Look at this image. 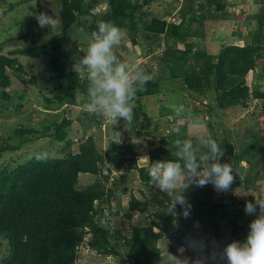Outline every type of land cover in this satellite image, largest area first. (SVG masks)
Wrapping results in <instances>:
<instances>
[{
  "label": "trees",
  "instance_id": "16d2710c",
  "mask_svg": "<svg viewBox=\"0 0 264 264\" xmlns=\"http://www.w3.org/2000/svg\"><path fill=\"white\" fill-rule=\"evenodd\" d=\"M152 1L58 0V33L29 49L14 50L10 55L0 53V99L4 101L10 98V92L6 89L12 80L7 69L18 73L23 70L14 53L44 57L42 72L50 80L65 84L66 89L59 92L56 98H45L47 104L56 99L60 103L68 102V91L88 97V82L74 71L76 58L70 47L78 46L79 42L86 47L97 25L110 22L121 29L132 45H138L139 32L149 45L154 42L162 45V67L166 76L162 79L149 76L144 89L137 92L135 101L153 95L158 98L161 95V82L173 81L186 96L188 91L201 93L202 96L212 92L218 101L234 99L239 102L249 95L261 102L260 113L264 115V91L254 86L250 88L247 84L248 74L256 69L258 60L264 59V0H253L259 6L258 10L247 12L244 29L231 32L239 39L246 37L244 43L222 45L217 53L208 52L200 46V42L204 39L206 21L227 20L225 9L229 0H187L181 13L173 20L158 16L147 20L142 7ZM101 2L106 8L98 15L94 9ZM250 37L255 43L247 41ZM142 48L145 55L153 51L151 46ZM129 62L133 63L132 60ZM251 82L252 85L259 82L258 74L251 77ZM183 100L185 102V97ZM133 110V118H137L136 108ZM70 112L67 115L65 112L60 122L55 120L44 125L42 131L19 127L15 129L19 140L13 144L2 143L0 157L2 153L20 149L38 136L49 138V144L57 142L59 148H51V154H45L47 148L41 147L37 150L38 154L26 159L11 157L9 161L0 162V241H7L5 252H0V264H77L78 251L83 245L97 255L117 258L120 261L118 264H161L162 251L158 241L163 238L164 230L158 223L152 220L149 225L132 224L130 237L121 238L116 235L118 231L111 224L109 216H105L101 204L112 209L111 203L117 192L107 185L111 171L108 163L115 160L116 168L133 170L140 183L146 186L153 184L148 175L149 163L175 159L176 155L167 157L165 154L168 150L176 154L175 144L178 140L193 138L187 133L195 121L185 117L186 111L180 112L178 109L174 117L182 125L163 137V146H146L143 150L136 145L131 149V155L118 153L126 145L117 144L116 139H101L94 135L80 139L77 152H73L74 141L69 136L73 121ZM100 117V113L92 114L90 121L102 125ZM125 122L128 128L131 127L129 121ZM140 127H145V124L140 122ZM101 141L108 147L106 155L99 144ZM173 141L175 144L171 146ZM222 142L224 154L233 156L236 148L231 138L226 137ZM81 173L102 175V180L80 188L78 181ZM156 190L161 192L160 189ZM196 199L192 197L186 200L190 209L189 215L184 216L182 211L179 214L169 212L170 198L165 195L166 209L155 215L175 224L169 239L185 247H198L202 243L205 255L214 247H222L232 239L237 240L236 231L240 226L230 205ZM147 205L150 203L142 204L138 197L130 194L127 204L122 209H116L115 214L122 212L125 219L130 221L135 214L145 212ZM176 208L181 209V206L177 205ZM168 248L172 255H178L173 244H169ZM198 255L199 252H191L189 257L194 260Z\"/></svg>",
  "mask_w": 264,
  "mask_h": 264
},
{
  "label": "rangeland",
  "instance_id": "374dc122",
  "mask_svg": "<svg viewBox=\"0 0 264 264\" xmlns=\"http://www.w3.org/2000/svg\"><path fill=\"white\" fill-rule=\"evenodd\" d=\"M138 2L142 3V0H138ZM186 2L187 0H153L149 5L142 4V10L145 12L147 20L152 16L173 20L176 15L181 13ZM58 4V0H0V53L10 55L14 50L29 49L37 42L46 41L47 38L58 33ZM105 8L104 2H101L94 11L99 15L104 12ZM258 8L259 6L253 3V0H229L225 9L227 20L222 22L206 21L204 39L200 42V46L210 53H217L222 45L244 43L246 37L239 39L232 36L231 32L239 30V28L244 29L246 26L245 15L247 12L257 11ZM40 12L52 15L55 19V26L49 27V29L41 28L36 20V15ZM123 37L121 45L114 49L115 54L123 63L130 67L138 66L143 69L145 75L151 76L153 79L165 78L166 74L165 71L163 72L164 67H162L161 59L162 45L155 42L149 45L141 32L137 34L138 45H132L124 33ZM247 41L255 43L253 37ZM147 46H151L153 51L145 55L142 47L146 48ZM179 46L182 47V45ZM84 48L86 47L80 42L78 46L70 47L73 49L72 55L76 59L82 55ZM13 55L23 70L18 73L10 68L7 69L12 81L6 89L10 92V98L4 101L0 99V148L3 142L13 144L19 140L15 129L22 127L42 131L44 125L53 123L55 120L60 122L64 113L66 112L67 115V112L71 111L70 116L73 121L70 124L69 136L74 141L73 152H77V142L80 139L94 135L101 139L107 137L116 139L117 144L126 145L123 149H119L118 153L131 155V149L133 150L136 145L143 150L146 146H163V137L169 136L178 129L179 125H182L174 117L175 114L177 115L178 109L180 112L181 110L186 111L185 117L195 121L187 133L188 136L194 138L210 134L221 148L223 147L222 140L230 137L236 149L233 156L227 154L223 156V160L227 161L233 169L234 178L229 190L217 191L211 184L203 187L191 185L183 195L186 200L195 197L197 198L195 201L228 203L240 226V229L236 231L237 240L244 239L248 223L253 218V215L245 213V203L255 201L264 203V115L260 113L261 102L258 99L248 95L239 102L234 99L218 101L212 92L202 96L201 93V95L196 94L194 91H188L186 96L177 82H161V95L158 97L160 101H157L158 98L155 95L133 101L138 117L129 121L131 127H127L126 120L120 119L114 124L110 118L102 114H100V118L103 120V124L98 126L90 121V117L92 114L98 115L99 113L85 114V112L89 113L84 109L88 97L79 92L68 91L70 94L68 102L60 103L58 99L49 104L45 102V98H56L59 92L66 88L64 83L50 80L49 76L42 72L41 68L45 64L44 57H27L17 53ZM131 60L132 64L129 62ZM262 64H264V59L258 60L256 69L247 76L249 87L254 86L260 91H264V65ZM255 74H258L259 82L252 85L251 77ZM177 106L180 107L177 108ZM170 112L174 113L169 115ZM78 117L80 118L77 119ZM140 122L144 123L145 127H140ZM129 130L132 133H128ZM51 131L52 129L48 132ZM143 134L148 135L144 137ZM48 141H50L49 138L38 136L33 141L22 145L18 150L2 153L0 162L9 161L11 157L12 159H26L38 154L37 150L41 147L47 148L45 154H51L49 149L59 148V144L55 141V143L49 144ZM99 144L106 155L109 152L106 143L101 141ZM174 144L175 141L171 143V146ZM165 155L169 157L176 154L168 150ZM114 161L108 163L111 171L110 179L107 182L108 186L117 190L113 203H111L113 208L109 210L104 204H101V207H103L105 216H109L111 224L118 231L116 235L121 238H129L132 224L149 225L153 220L164 230L163 238L158 241L162 251L161 264H184L185 259L191 262L190 253H198V247H185L181 243H173L169 239V233L175 224L167 223L163 219L156 218L155 215L166 209L165 195L170 198V194L157 191L156 189L159 188H156L154 184L146 186L140 183L135 171L126 167L116 168ZM104 172L106 171L104 170ZM96 180L101 181L102 175L94 176L81 173L78 187H84ZM130 194L138 197L142 204L149 202L150 205H147L145 212L137 213L130 221H127L122 212L115 214V210L122 209L127 204ZM180 212L179 208L173 210L174 214ZM6 243L5 240L0 241V252H5ZM169 244L176 247L177 256L170 253ZM118 263L120 261L117 258L97 255L84 245L79 248L77 264Z\"/></svg>",
  "mask_w": 264,
  "mask_h": 264
},
{
  "label": "clouds",
  "instance_id": "9594fccd",
  "mask_svg": "<svg viewBox=\"0 0 264 264\" xmlns=\"http://www.w3.org/2000/svg\"><path fill=\"white\" fill-rule=\"evenodd\" d=\"M36 20L41 28L55 26L54 17L45 12L38 13ZM123 38L118 26L100 22L74 64L77 75L88 82L84 109L100 113L114 124L120 119L132 120L136 94L150 79L143 69L130 67L115 54ZM175 148V159L149 161L148 175L155 186L170 194L169 212L180 205L182 214L188 216L190 204L183 193L189 186L211 184L217 191H227L234 178L233 169L223 160L224 152L210 134L178 140ZM244 211L253 218L243 240H229L207 255L201 243L200 255L191 262L185 259L184 264H264V203L246 202Z\"/></svg>",
  "mask_w": 264,
  "mask_h": 264
}]
</instances>
